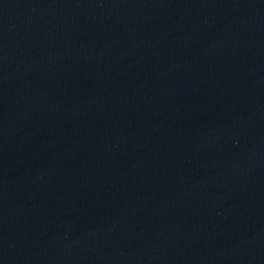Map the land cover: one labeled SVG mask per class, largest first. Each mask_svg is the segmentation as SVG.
I'll list each match as a JSON object with an SVG mask.
<instances>
[{"label":"water","instance_id":"95a60500","mask_svg":"<svg viewBox=\"0 0 264 264\" xmlns=\"http://www.w3.org/2000/svg\"><path fill=\"white\" fill-rule=\"evenodd\" d=\"M0 264H264V0H0Z\"/></svg>","mask_w":264,"mask_h":264}]
</instances>
